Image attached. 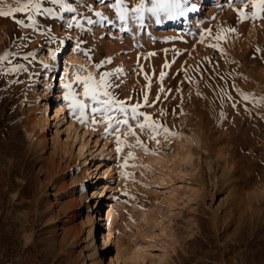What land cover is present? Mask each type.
<instances>
[{
    "label": "rangeland",
    "instance_id": "obj_1",
    "mask_svg": "<svg viewBox=\"0 0 264 264\" xmlns=\"http://www.w3.org/2000/svg\"><path fill=\"white\" fill-rule=\"evenodd\" d=\"M125 2L133 7L139 0ZM88 3L113 23L92 31L84 21L83 30L68 28L73 14L64 13L39 16L37 28H22L15 21L26 14L0 17V55L19 53L9 58L11 64L0 62V69L17 63L27 69L0 71V264H264V12L253 9L251 0H187L185 6L195 5V11L145 12L143 26L133 24L135 31L124 32L114 9L98 0ZM145 5L151 7V0ZM10 6L15 0H0V9ZM78 11L97 19L83 4ZM241 13L247 19L241 21ZM228 28L236 31L217 41V33ZM216 43L223 52L209 46ZM107 58L110 64L94 67ZM117 67L125 70L115 81L118 98L144 105L147 94L153 106L140 111L172 133L165 139L161 131L157 144L130 120L147 152L125 146L136 139L125 135L123 125L122 151H116V133L105 136L101 114L90 110L99 105L83 97L82 84L73 87L90 105L83 122L63 99V84L75 75L91 72L99 80ZM221 89L233 97L235 108L221 100ZM50 91L64 114L51 117L44 131L38 120L47 118L48 103L53 106ZM161 109L167 115H160ZM93 116L100 122L93 124ZM67 119L87 129L86 156L78 153L83 137L67 131ZM95 139L110 143L93 161ZM129 152L134 159L122 167ZM88 168L98 176H89L90 182ZM112 208L105 249L103 218ZM139 246L144 258L127 259Z\"/></svg>",
    "mask_w": 264,
    "mask_h": 264
},
{
    "label": "snow or ice",
    "instance_id": "obj_2",
    "mask_svg": "<svg viewBox=\"0 0 264 264\" xmlns=\"http://www.w3.org/2000/svg\"><path fill=\"white\" fill-rule=\"evenodd\" d=\"M98 2L101 5H108L110 9L115 10L116 19L121 22L120 30L127 32V31H135L134 28L130 27V25L133 24H140L143 26L144 21V14L145 12L152 13L154 15H158L160 12H166L170 16L174 15H184L188 11H195V5H193L191 8L186 7L187 0H151V7H147L145 5V0H139V3H137L133 7H129V5L125 2V0H115L114 3H109V0H98ZM252 8L256 9L259 8L261 12H264V0H251ZM46 4H50L54 7H47L44 6ZM83 4L84 8L87 12L93 13V15L97 19H93L91 16L87 14H81L78 11L79 6ZM58 6V7H56ZM247 7V5H245ZM14 13H24L26 14V19H18L15 22L20 27H28V28H37L38 27V19L39 16H45V17H59L61 14L64 13H71L73 14L70 17V20L67 24L68 28H79L83 30L85 28V24L82 23V21L86 22L88 26H91L88 31H92L93 28L103 25V24H112L113 20L109 18V16L100 11H96L94 7H92L88 0H75V3L69 2V0H15V6H10L7 8V10L0 9V17H7L12 16ZM252 18L255 19L258 16L257 12H252ZM244 19H247V16L241 13L240 20L243 21ZM126 25H129V27H125ZM236 30L234 28H228V29H221L220 33H217L215 39L219 41L222 37V33L224 32H235ZM207 34H211V30H206ZM52 40H55V37H49ZM203 35L201 37V41H203ZM63 43V41H60ZM79 45V41L77 42ZM210 47L217 48L219 51L223 52V49L219 47V44H211ZM77 51H79V47L77 48ZM257 52L260 51V49H256ZM19 53L17 52H8L6 51L3 55H0V62L8 61L9 64H11V60L9 59L12 56H17ZM32 54L29 53L25 55L23 58L27 60L29 56ZM149 55H155V53H149ZM207 59V58H205ZM111 58H107L106 60H103L99 63H96L94 65L95 68H101L103 64H110ZM165 68L170 67L168 63H165ZM80 70H84V66H79ZM0 71L5 72H11V73H18L20 71H27L25 66L23 64L17 63L12 65L11 67L7 69H0ZM124 69L117 67L111 72H103L100 74L99 80H96L93 76V73L88 72L87 76L85 78H82L80 75H75L74 78L70 82H65L63 84V88L65 89L63 94V99L66 101H69V107L71 109H78L79 110V120L80 122L84 121L85 118V109L89 108L90 105L86 104L83 99H78L77 96L79 93L77 90L73 87L74 84H82L83 85V97L90 99L92 102H94L97 106H91V113L101 114V120L106 123V127L104 129L105 136L108 135L109 130H112L116 133L115 139L117 142V148L116 151L120 152L122 151L121 144L123 141L120 137L121 132V125L127 127V132L125 135H131L135 137L136 144H127L126 147L132 148V147H140L143 148L144 151H148V148L146 144L141 141L140 136L137 135L136 131L134 130L131 121L136 122V127L140 129L141 133L147 132L148 133V139L155 140L157 144H159V140L157 139V135L163 131L165 133V139H167L168 135H172L170 133L169 128L161 123L157 119H153V117L145 113L143 111H140V108L143 106L152 107L153 102H149L148 95L145 94L143 96L144 105H141L140 103H134L130 104L127 103L126 100L118 98V96L115 93V89L120 87V84L115 82L117 79L120 78V76L124 73ZM140 71H143V68H140ZM71 75V73L67 74ZM166 76V73L164 71H161L159 74L160 81L162 82ZM109 78H113L112 82L110 83ZM144 79L146 81H149L148 87H151V78L145 74ZM186 79H191V77L186 76ZM223 79V77H221ZM13 83H19L18 80L13 81ZM210 87V85H208ZM112 89V91H110ZM165 89L163 86L160 88V92H164ZM171 91V90H169ZM221 92L223 95L220 97L221 100H227L232 102V107H236V102L233 100V97L228 94L226 91L221 89ZM197 95H201V93H197ZM244 100H248L249 96L247 94L241 93ZM132 98L128 97L127 100L130 101ZM160 99V96L157 95L156 100L158 101ZM264 99V98H262ZM113 112H119L122 114V119H116L111 115ZM160 115H167L166 112H164L163 109H161ZM140 117H143V122L140 121ZM114 121V124H113ZM93 124H96L100 121H97L95 116H93L92 121ZM128 159H134L133 153L129 152L128 157L125 159V163L122 165V167H128ZM132 167H135L136 165H131Z\"/></svg>",
    "mask_w": 264,
    "mask_h": 264
},
{
    "label": "bare ground",
    "instance_id": "obj_3",
    "mask_svg": "<svg viewBox=\"0 0 264 264\" xmlns=\"http://www.w3.org/2000/svg\"><path fill=\"white\" fill-rule=\"evenodd\" d=\"M76 51V47H75V45H73V49H72V52L74 53ZM49 97L51 98V97H53L54 98V102H53V106H52V103L50 102V103H48V109L49 110H51L52 112H49V110H46V113H47V118H45L44 116H42V117H40L39 118V120H38V122L44 127V126H46V128L44 129V131L48 128V126H49V122H50V119H51V117H61L63 114H64V106L62 105V104H60L57 100H56V94L55 93H52V91H50L49 92ZM52 99V98H51ZM53 107V108H52ZM65 119H66V116L64 117ZM67 131H71V133L73 132V133H75L76 134V136H80L81 138L83 137V142L81 143V145H80V148H78L79 149V154H80V156H84L85 154H86V150L89 148V145H91L90 144V140L86 137L87 136V134H88V132H87V129L86 130H84L83 129V127L79 124V122L77 123L75 120H73V119H67ZM85 128V127H84ZM44 133V132H43ZM45 134V133H44ZM43 134V135H44ZM46 135V134H45ZM70 135V134H69ZM45 138H46V136H44ZM44 138V139H45ZM43 139V138H42ZM42 140L43 142L45 141V140H47V139H45V140ZM96 140V139H95ZM109 143L110 142H108V141H105V142H101V140H99V139H97L96 140V145H95V148H97V150H96V152H98L99 150H101L100 152H99V154H97L96 152V154L94 153V152H92V160L94 161V159L98 156V155H100V154H102L103 152H107L108 151V149H109ZM43 145V144H42ZM94 146V145H93ZM91 147V146H90ZM41 148H43L42 146H41ZM94 148V149H95ZM90 150V149H89ZM88 152V151H87ZM90 152V151H89ZM91 153V152H90ZM86 156V155H85ZM88 157V156H87ZM187 157V156H186ZM87 162V160H85V163ZM94 166L96 167L95 168V171H97L98 170V165L97 164H94ZM94 171L92 172V170L90 169V168H88V172H87V174L85 175L86 176V179L88 180V182H90V179H88V177L89 176H91L92 177V179L93 178H97L98 176L96 175V176H94ZM93 193V195H95V194H97V191H95V190H93L92 191ZM105 192V191H104ZM103 194V193H102ZM88 199V195H86L85 196V199ZM114 210H113V208L112 209H108L107 210V212L104 214V218H103V220H104V225L106 226V228H105V230H106V232L105 233H103V235H102V246H103V248H105L106 249V247L108 246V244H109V242H110V238H111V228H110V220H111V216L113 215V213H115V212H113ZM94 226H95V223L93 222V225H92V233H93V229H94ZM143 247L142 246H139L138 248H136V250L132 253V255H131V258H127V259H129V260H131L132 259V261L134 260V261H138V260H141V259H143L144 258V252H143V249H142ZM95 249H96V253L98 252V247H95ZM139 263V262H138ZM99 264H101V262H99ZM133 264H136V263H133Z\"/></svg>",
    "mask_w": 264,
    "mask_h": 264
}]
</instances>
